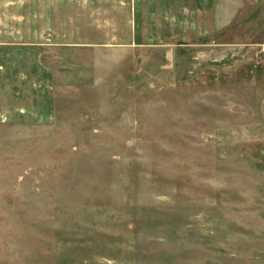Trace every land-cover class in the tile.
<instances>
[{
	"label": "rangeland",
	"instance_id": "1",
	"mask_svg": "<svg viewBox=\"0 0 264 264\" xmlns=\"http://www.w3.org/2000/svg\"><path fill=\"white\" fill-rule=\"evenodd\" d=\"M0 264H264V0H0Z\"/></svg>",
	"mask_w": 264,
	"mask_h": 264
}]
</instances>
